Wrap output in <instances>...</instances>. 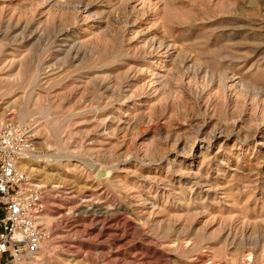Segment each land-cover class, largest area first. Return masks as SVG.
Wrapping results in <instances>:
<instances>
[{"label":"rangeland","instance_id":"374dc122","mask_svg":"<svg viewBox=\"0 0 264 264\" xmlns=\"http://www.w3.org/2000/svg\"><path fill=\"white\" fill-rule=\"evenodd\" d=\"M6 121L51 234L19 264H264V0H0Z\"/></svg>","mask_w":264,"mask_h":264},{"label":"built area","instance_id":"2783aa9c","mask_svg":"<svg viewBox=\"0 0 264 264\" xmlns=\"http://www.w3.org/2000/svg\"><path fill=\"white\" fill-rule=\"evenodd\" d=\"M33 151L27 126L0 125V264L30 260L51 237L38 222L45 212L43 190L18 167Z\"/></svg>","mask_w":264,"mask_h":264},{"label":"bare ground","instance_id":"6f19581e","mask_svg":"<svg viewBox=\"0 0 264 264\" xmlns=\"http://www.w3.org/2000/svg\"><path fill=\"white\" fill-rule=\"evenodd\" d=\"M7 123H8V122L6 121L5 123L0 124V125H6ZM27 156H28V155H26V156L23 157V158H26ZM23 158H22V159H23ZM32 158H33V157H32ZM22 159H21V160H22ZM21 160H20V161H21ZM31 162H33V161L30 160V158H29V159H23V160L21 161V163L19 162L20 165H18V167H19L20 170H22V172L25 171V170L27 171V170H28L29 168H31V166H32V165H31ZM32 170H34V169H32ZM40 218H41V217H40ZM39 221H40V219H39ZM39 221H38V222H39ZM39 223H40V222H39ZM33 258H35V256H34V257H31V259H33Z\"/></svg>","mask_w":264,"mask_h":264}]
</instances>
